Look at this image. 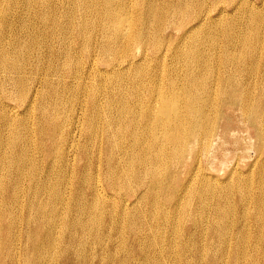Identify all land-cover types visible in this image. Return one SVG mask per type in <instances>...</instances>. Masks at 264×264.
I'll return each mask as SVG.
<instances>
[{"label":"bare ground","instance_id":"bare-ground-1","mask_svg":"<svg viewBox=\"0 0 264 264\" xmlns=\"http://www.w3.org/2000/svg\"><path fill=\"white\" fill-rule=\"evenodd\" d=\"M260 1L261 9L250 0H0V106L26 102L29 114L0 113V264H16L14 226L22 214L15 206L28 208L25 221L35 224L26 234L32 264H49L45 259L60 250L53 240L62 237L56 233L61 229L53 228L61 221L58 203L76 211L65 229L73 238L80 234L84 245L89 242L84 237L102 239L120 226L126 229L121 221L130 216L132 197V207L152 206L143 227L127 226L134 238H129L131 257L142 255L144 264H264ZM102 64L107 68L101 70ZM111 76L118 79L115 86L107 82ZM89 77L97 79L94 85ZM77 89L88 101H77ZM99 90L109 94L101 91L104 102ZM69 91L76 95L66 102ZM101 131L109 155L111 149L121 155L116 165L108 157L105 186L118 194L125 190L120 212H110L113 226L107 234L90 229L107 210L99 211L107 203L101 198L106 194L101 152L93 156L89 144L80 141L83 135L92 143ZM239 152L241 158L254 152L253 162L240 166L239 161L222 180L211 173L223 171L231 154L241 159ZM22 194H28L25 204ZM238 195L239 206L225 202ZM192 203L194 214L187 211ZM35 206L46 216L42 222L32 216ZM237 213L238 219L230 220ZM72 241L60 251L63 264H90L76 259L79 255L68 257ZM125 257L111 260L134 262Z\"/></svg>","mask_w":264,"mask_h":264},{"label":"rangeland","instance_id":"rangeland-1","mask_svg":"<svg viewBox=\"0 0 264 264\" xmlns=\"http://www.w3.org/2000/svg\"><path fill=\"white\" fill-rule=\"evenodd\" d=\"M251 1V3H255L256 4V8L257 9H261V1L260 0H250ZM260 4V5H259ZM64 5V4H63ZM67 6H68V4H67ZM260 6V7H259ZM259 7V8H258ZM146 65H147V63H146ZM102 69L101 70H104V68L106 69L107 68V66L105 65V64H102L101 66H100ZM91 77H92V75H91ZM112 77V76H111ZM108 78V77H107ZM109 78H110V76H109ZM108 78V80H107V82L108 83H111L112 84V86L114 85V84H116V82H117V78H115V77H112L111 78V80ZM115 78V79H114ZM66 82H68L70 79H69V77L67 76L66 78ZM95 79L96 78H94V79H92V78H88L87 79V82L89 83L90 81H91V85H94L95 84ZM89 80V81H88ZM92 80H94L93 82H92ZM97 80V79H96ZM115 82V83H113V81ZM106 81V80H105ZM110 81V82H109ZM99 82V81H98ZM97 82V83H98ZM106 82V83H107ZM74 84H76L77 85V83H75V81L73 82ZM94 83V84H93ZM90 84V83H89ZM115 86V85H114ZM77 91H79L78 89H77ZM87 91V90H86ZM92 91V90H91ZM100 92L102 91V90H99ZM98 91V92H99ZM79 92H82V93H79ZM78 92V94H77V101L79 102V101H82L83 99L85 100H87L88 101V99H89V97H88V94H86V93H83V91L81 90V91H79ZM97 93L98 95V97H100V96H102L103 98H98V100H100V101H102V102H104L105 101V98L107 97V95H109L105 90H103L102 92H106L107 93V95H106V97H105V94L106 93ZM66 93V95H64L65 96V99H66V97L68 98L67 100H66V102H68V101H72V100H70L72 97H74V95H76V92H73V91H69V92H65ZM69 93V95H67ZM74 93V94H73ZM80 94H83V95H81L80 96ZM85 94V95H84ZM71 95V96H70ZM104 95V96H103ZM71 97V98H70ZM80 98H82V99H80ZM7 107H9V108H7ZM0 113H2L3 111H6L7 109V112H10V114H12L13 112V115L12 116H14V117H22V115H24V114H26V113H24L25 112V108H26V102L25 103H18V102H15V101H8V103H6V105L5 104H3L2 103V105L0 106ZM5 108V109H4ZM12 108H13V110H12ZM15 110V111H14ZM12 111V112H11ZM15 112H17L16 114H15ZM19 112V113H18ZM23 112V113H22ZM15 115H17V116H15ZM27 116H29V114L27 113L26 114ZM25 115V116H26ZM108 115V114H107ZM105 116V118L106 117H108V119H110V117H109V115L108 116H106L105 115V111H104V115H103V117ZM104 118V119H105ZM103 119V118H102ZM107 118H106V121L108 120ZM109 121V120H108ZM102 127H103V125H102ZM242 134H244V135H247V132H241ZM102 134V135H101ZM104 134V131H101V133H99V135L101 136H99L96 140H97V142H95V144H94V142L92 141V143L90 142V141H88L87 142V140H85L86 138H84L83 137V135H82V137H81V139H80V141H81V143H84V144H86V145H88L89 146V148H90V150H91V152H93V156L94 155H97V152H98V150L101 152V157L103 158H101V161H102V166L100 167V172H101V183L102 184H104V185H102V186H104L103 188H105V190L103 191L104 193H106V194H101V198L102 197H104V199L106 200V202L107 203H104L103 202V205H102V208H101V210L99 209V211H100V213H102L103 211H104V207H106L105 209H107V210H105V213L106 214H108V215H106V214H104V216H105V218L103 217V215L99 218V221L98 222H96L97 223V225H96V223L95 224H93V226H95V227H93V226H91V230H93V231H99L100 229H99V227L102 229V231H104V232H102L101 230L99 231L100 233H106V231H107V229H108V231H110V228H111V226H113L112 224H111V220H109L111 217H109L110 216V212H112L113 213V208L114 209H116L117 211V213H119L120 211V205H121V198L123 197V195H124V193H125V190H122V192L121 193H123V194H118V192L116 191H113V190H111L110 188H108L107 186H105L106 184H105V176H106V169H107V163H108V157L110 156L109 154V148L107 149V143H106V139H105V134ZM104 137V138H103ZM83 138V139H82ZM104 139V140H103ZM85 140V141H84ZM98 140L100 141V144H98ZM48 141V140H47ZM84 141V142H83ZM104 141V142H103ZM104 144V145H103ZM99 145H101V147L99 146ZM94 147V148H93ZM96 147V148H95ZM104 147V148H103ZM104 149V150H103ZM94 150V151H93ZM103 150V151H102ZM230 151L233 153V149H230ZM111 156H110V158H111V160H110V165H116L117 163H118V161L117 160H120V157L119 156H121L120 155V153H119V150H116V149H114L113 151H112V149H111ZM118 152V153H117ZM39 155H40V153H38ZM103 154V155H102ZM113 154V155H112ZM239 155H238V157H240V156H242V152H239L238 153ZM118 155V156H117ZM254 155H255V153L254 152H251V157H245V158H241V159H237V161H236V158L237 157H235V155L234 154H231L230 156V160L231 161H229L228 163H226L225 165H224V170L223 171H216V170H213V172H211V173H216L219 177H221V180L226 176V171H228V170H230L231 168H233V167H235L236 165H237V163L240 161V166L241 165H243V164H247V163H251V162H253V160H254ZM41 156V155H40ZM233 156H234V158H233ZM116 157V158H115ZM119 158V159H118ZM76 161H77V159H76ZM78 164L81 166V165H84L85 164V159H79V162H78ZM103 164H104V166H103ZM42 166V165H41ZM104 167V168H103ZM102 168V169H101ZM103 171V172H102ZM103 174V175H102ZM105 174V175H104ZM199 174H201V172L199 173ZM109 181H112L113 179H112V177H109V179H108ZM146 181H148V180H146ZM107 191V192H106ZM253 191V190H252ZM88 194V193H87ZM109 195V196H108ZM114 195H115V197H114ZM22 196H24V197H22ZM22 196H21V203H23V204H25L26 203V201L28 200V198H27V196H28V194H22ZM66 196H68L67 198H71L70 197V194L67 192H65V197ZM107 196V197H106ZM110 197H112V198H110ZM114 197V198H113ZM89 199L91 198L90 196L88 197ZM108 198V199H107ZM127 198V197H126ZM239 195L238 196H236V197H232V198H230L229 200H226L225 202L226 203H233V205H238L239 206ZM2 199L3 198H1L0 197V203H2V205H3V201H2ZM47 199H49V197L47 196V197H45V200H47ZM103 199V198H102ZM114 199H116L115 200V202H113V200ZM128 199H130V200H128V204H129V212H130V216L129 215H127V216H125L124 218H123V220L121 221V223L123 222V224L124 225H129L130 224V222L132 223V225L135 227V228H137V226H144V223H145V220H146V215H147V219H148V217H149V212L151 211V209H152V206L150 205L151 203L150 202H147L146 204H143V205H141V206H138V208L137 207H132L133 206V204H134V201H135V198L134 197H132V198H128ZM224 199V198H223ZM222 199V200H223ZM231 199H233V200H231ZM119 202V203H118ZM133 202V203H132ZM116 203H117V205H116ZM251 203V202H250ZM249 203V204H250ZM59 205H58V208H60L61 210L59 211V213H61V214H63V215H59L58 216V218H61L60 220V222L58 221L57 223H56V226H55V224H54V226H53V228H54V231H56V228H57V230H58V228L59 229H61V230H58V232L56 231V233L57 234H61V236L62 237H60L61 238V240L59 241V239L55 242V240H53V243L55 244V247H56V250H58V248H60V250L59 251H55L54 253L55 254H53L52 256H49L50 257V259L48 258V259H45V260H47V263H51V264H63V262H64V257L62 258V256H60L59 254H61L62 255V253L60 252V251H64L63 249L65 248V246L71 241V239H73V241H72V244L74 245L73 246V248L70 250V256L68 255V257H71V259L72 260H75V258L78 256V258H76V259H78V260H83V259H89L90 260V264H113V259H122V258H124L125 257V255L126 256H128L129 254H130V257L129 258H133L134 260H132V261H134V262H132V264H144L142 261H143V257L141 258V256L138 254V255H136L137 257H135V256H132L131 257V251H129L130 250V246H131V244H132V242H133V240H130V239H134L133 238V235H132V233H131V231L129 230V229H127V226L125 227L126 229H122V227L120 226V227H118L119 229L117 230V228L113 231V233H111L112 234V236L110 235V237H107L105 234L103 235V237H102V239H98L95 235H94V237L93 236H87V238L86 237H84L85 238V240L88 242V239H89V242L87 243L86 241H84V243H87V244H84L83 245V242L81 241V237H80V234H78L79 236V238L78 237H75V238H73V233L74 232H72L71 233V229H65V224H67V222H69V221H73V219L75 218V216H76V211L74 210V208H72L71 210H69V212H68V210L65 208V210H64V208H61V207H59L60 206V203H58ZM111 204V205H110ZM193 205H191V207H188L187 208V211L190 213V214H194L195 213V208H196V204H194V203H192ZM36 205H37V203H36ZM105 205H107V206H105ZM113 205V206H112ZM161 204H158V208L156 207V211H160L161 210V208L163 207L162 205L160 206ZM38 206V205H37ZM37 206H35L34 207V209L32 210V216L34 217V216H37V217H34V218H36V219H40V218H42V220H43V217L45 218L46 216H44V213H43V211H41V210H38L37 209ZM116 206H118V207H116ZM250 206H252V204H250ZM74 207H76V206H74ZM111 207V208H110ZM146 207V208H145ZM16 208H18L16 211H15V209ZM20 208V209H19ZM22 208V205H20V206H15V209H14V211L16 212V214H22L21 216L22 217H20L21 218V220H20V218H19V221H17V223H18V225L17 224H15V226H14V230H16L15 231V234H18V236L20 235V237H18L17 236V238L18 239H16L15 241H13V247H14V250H15V254L17 255L16 256V264H18L17 262H19V264H24V263H27V264H32V261H33V258H34V252H33V249L31 248V246H32V243H31V239L29 238V236H27L28 234H29V232H31L32 230H34V227H35V224L33 223V222H31L30 224H28L29 222H26L25 220H26V218L28 217L27 215H29L30 214V210H28V208H23V209H21ZM110 208V210L108 211V209ZM151 208V209H150ZM25 209V210H24ZM36 209V210H35ZM103 209V210H102ZM134 209H136V211L134 210ZM144 209H146V210H149V211H145ZM184 211H185V209H183ZM20 211H22L21 213H19ZM29 211V212H28ZM39 211H40V213H39ZM62 211H63V213H62ZM64 211H66V212H64ZM99 211L97 212V211H95L97 214H100L99 213ZM106 211H108V212H106ZM143 211V212H142ZM42 212V213H41ZM133 212V213H132ZM66 213V214H65ZM69 213H70V215H69ZM75 213V214H74ZM146 213V214H145ZM141 214H143V216H141ZM19 215V216H20ZM24 215V216H23ZM72 215V216H71ZM75 215V216H74ZM119 215V214H118ZM212 215V214H211ZM66 216V217H65ZM131 216H133V217H131ZM145 216V217H144ZM170 216V215H169ZM233 216V217H232ZM236 216V217H235ZM230 215V220H232V219H238V213L236 214V215ZM70 217V218H69ZM232 217V218H231ZM33 218V219H34ZM122 218V217H121ZM121 218H120V220H121ZM129 218L131 219V220H129ZM23 219V220H22ZM69 219V220H68ZM208 219H209V221H210V218H208V216H207V218H206V220L208 221ZM41 220V219H40ZM42 220H41V222H42ZM47 220V219H46ZM59 220V219H58ZM104 220L106 221V222H108V223H105L104 222ZM126 220H128V221H126ZM134 220V221H133ZM101 221H102V224H99V222L101 223ZM20 222V223H19ZM23 222V223H22ZM26 222V223H25ZM65 222V223H64ZM127 222H128V224H127ZM244 223H246L247 225H250V223H251V221H249V222H244ZM43 224H45L44 225V228L46 227H48V226H46L47 224H46V221H45V219H44V223ZM109 224H110V227H109ZM21 225V226H20ZM61 225V226H60ZM63 225V226H62ZM101 225V226H100ZM103 225H104V227H103ZM124 225H122V226H124ZM137 225V226H136ZM25 226V227H24ZM58 226V227H57ZM106 226H108L109 228H107ZM21 227V228H20ZM61 227V228H60ZM64 227V228H63ZM97 227V228H96ZM133 227V228H134ZM251 228H252V226H250ZM19 228H20V231H19ZM31 228V229H30ZM63 228V229H62ZM96 228V229H95ZM27 229H29V231L27 230ZM124 230V231H122V230ZM25 230H26V232H25ZM65 230H66V233H65ZM71 230V231H70ZM19 231V232H18ZM107 231V232H108ZM117 231H119L118 233H117ZM22 234H21V233ZM28 232V233H27ZM63 232V233H62ZM123 232V233H122ZM127 232V233H126ZM25 233V234H24ZM70 233V234H69ZM131 235H130V234ZM255 232H253V234H254ZM27 234V235H26ZM107 234V233H106ZM118 234H119V236H118ZM22 235V236H21ZM70 235V236H69ZM114 235H116V237H114L113 238V236ZM27 236V237H26ZM26 237V238H25ZM90 237H91V239H90ZM93 237V238H92ZM120 237V238H119ZM124 237V239H122V241H121V238H123ZM20 238V239H19ZM25 238V239H24ZM65 238V239H64ZM69 238V239H68ZM104 238V239H103ZM108 240V241H106V239ZM113 238V239H112ZM116 238V239H115ZM130 238V239H129ZM28 239V240H27ZM64 239V241H62ZM94 239V240H93ZM110 239H112V240H110ZM118 239V240H117ZM19 240V241H18ZM26 240V241H25ZM75 240V241H74ZM91 240V241H90ZM100 242H99V241ZM116 240V241H115ZM128 242H127V241ZM256 241L255 240V237H253L252 239H250V241ZM1 241V240H0ZM21 241V243H19ZM27 241H29V242H27ZM58 241L59 242H61V243H58ZM93 241V242H92ZM96 241L98 242V243H96ZM102 241V242H101ZM103 241H105V242H103ZM121 241V242H120ZM131 241V242H130ZM253 241V242H254ZM24 242V243H23ZM81 243V245L79 244V243ZM94 242H95V244H94ZM107 242V243H106ZM116 242H118V245H117V243ZM129 242L131 243V244H129ZM19 243V244H18ZM91 243H92V245H91ZM101 243V244H100ZM122 243V244H121ZM28 244V245H27ZM96 244H98V245H96ZM105 244V245H104ZM107 244H108V246H107ZM111 244V245H110ZM122 246H121V245ZM20 245V246H19ZM57 245V246H56ZM61 245V246H60ZM63 245V246H62ZM65 245V246H64ZM86 245V246H85ZM89 245H91V247H88ZM103 245V246H102ZM76 246H77V249H76ZM79 246L82 248H79ZM100 246V247H99ZM112 246V247H111ZM128 246V247H127ZM63 247V248H62ZM83 247H85L84 249H83ZM93 247V248H92ZM95 247H97L96 249H95ZM118 247H121L122 248V250H124L123 251V253H122V250L120 251V249L121 248H118ZM61 248H62V250H61ZM92 248V249H91ZM107 248V249H106ZM116 248V249H115ZM16 249H18V250H16ZM89 249H91V251L89 250ZM101 249L103 250V251H101ZM129 249V250H128ZM73 250V251H72ZM74 250H75V252L76 253H73L74 252ZM77 250H79V251H81V252H79L78 253V251ZM95 252H94V251ZM108 250V252H106ZM114 250H116L117 251V253H119V254H115V252H114ZM125 250H127V251H125ZM85 251V252H84ZM87 251V252H86ZM88 251L90 252V253H88ZM99 251V252H98ZM16 252H18V253H16ZM21 252V253H20ZM33 252V253H32ZM58 252V253H57ZM60 252V253H59ZM98 252V253H97ZM113 252V253H112ZM120 252H121V254H120ZM125 252V253H124ZM127 252V253H126ZM130 252V253H129ZM24 253V254H23ZM30 253H31V255H30ZM56 253H57V255H56ZM72 253V254H71ZM78 253V254H77ZM89 255H88V254ZM93 253H94V255H93ZM103 253V254H102ZM106 253H108L109 254V256H108V254H106ZM74 254V255H73ZM75 254H76V256H75ZM82 254V255H81ZM83 254H85V256L83 255ZM98 255V256H96V255ZM101 254H102V256L103 255H105L104 257H102L101 256ZM113 254V255H112ZM123 254V255H122ZM1 256H0V263L4 260V254H0ZM25 255V256H24ZM28 255V256H27ZM107 255V256H106ZM114 256L115 257V255H116V257L114 258V257H112V256ZM18 256H19V260L17 259L18 258ZM23 256V257H22ZM55 256H56V258H57V260H56V258H55ZM58 256H60V257H58ZM75 258H74V257ZM82 256V257H81ZM123 256V257H122ZM27 257H28V259H27ZM52 257V258H51ZM88 257V258H87ZM95 257H97V258H95ZM101 257H102V260H103V262H102V260H101ZM128 257H125V258H128ZM139 257V258H138ZM21 258V259H20ZM55 259V261H53L54 259ZM81 258V259H80ZM91 258H92V260H91ZM106 258H107V261H105L106 260ZM136 258H138V259H136ZM24 261H23V260ZM27 259V260H26ZM93 259H94V261H93ZM112 259V260H111ZM101 260V261H100ZM61 261V262H60ZM63 261V262H62ZM141 261V263H139ZM104 262H106V263H104ZM135 262H137V263H135Z\"/></svg>","mask_w":264,"mask_h":264}]
</instances>
